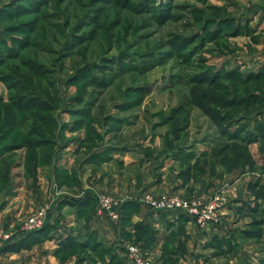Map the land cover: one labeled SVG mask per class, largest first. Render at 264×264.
<instances>
[{"label": "rangeland", "instance_id": "374dc122", "mask_svg": "<svg viewBox=\"0 0 264 264\" xmlns=\"http://www.w3.org/2000/svg\"><path fill=\"white\" fill-rule=\"evenodd\" d=\"M262 148L264 0H0V264H132L79 202L144 192L219 204L218 229L160 230L172 264H264V224L233 241L221 211Z\"/></svg>", "mask_w": 264, "mask_h": 264}, {"label": "crops", "instance_id": "0c3cea01", "mask_svg": "<svg viewBox=\"0 0 264 264\" xmlns=\"http://www.w3.org/2000/svg\"><path fill=\"white\" fill-rule=\"evenodd\" d=\"M259 151L260 154H262L260 158H257V156H255V154L251 152L253 164L245 163L243 169L234 171L233 173H229L230 182L232 183L229 186L227 192L229 193V196L233 195V204L231 205L234 209L231 208L230 204H228L227 206L225 205L221 207V211L224 213H231V215L234 216V218L233 216L230 217V219L233 218L234 221V229L232 230L231 234L233 241L238 238L236 231L239 232L240 238H245L242 235L243 230L250 227L255 213L252 210V205L259 204L260 207L264 209V160H262L264 158L263 148L259 149ZM219 165V163L216 164V166L218 167L217 171L220 170ZM100 175H102L103 179L105 177L106 179H108L109 177V179L115 180L116 186L119 185L120 178L117 176V173L115 174V177L107 176V172L102 170ZM241 183H243V186H241ZM112 188L113 187H111V189ZM219 197L224 200V198H226V195L222 194L219 195ZM128 198L130 199L132 197ZM126 201H128V199ZM225 201H227V198ZM139 203L140 205L132 210L131 216L126 220L121 232L120 220L118 222L111 223L107 219L108 216L105 212L101 211L99 208H94V215L88 217L91 229H95L96 231L101 233V237L107 238V240L105 241H110L118 245L121 244L126 247L127 243H131L130 240L136 239L137 235L141 233L139 226L148 223L150 227H154L153 229L156 233V239L152 242V244L151 242H149V247H146V249L149 250L151 255L150 257H152V259L159 260L160 262H162L165 258H169L167 257V254H164V250L162 249L167 235L163 236L164 234H161L160 230H164L166 231V233H169V231L178 229L180 224H183L184 228L187 231L196 236V232H202L201 230L209 231L218 229V226L215 227L216 225L205 228L197 225L191 220L183 222L181 220H178L177 217L171 216L167 212L155 210L145 204H142L141 202ZM241 221H244V226L238 224ZM141 235L144 239L139 241V245H141V243H144L149 237L148 233H142ZM119 257L124 261L123 256L119 255ZM176 260L177 259H175V261ZM187 260V258L185 259L181 257L179 263L177 262L175 264H187Z\"/></svg>", "mask_w": 264, "mask_h": 264}, {"label": "built area", "instance_id": "2783aa9c", "mask_svg": "<svg viewBox=\"0 0 264 264\" xmlns=\"http://www.w3.org/2000/svg\"><path fill=\"white\" fill-rule=\"evenodd\" d=\"M142 204L155 210L164 211L174 214H185L189 220L197 225L209 228L219 224L221 221L219 215V204L215 200H204L198 196H183L176 193L164 192L156 194L154 192H144L136 198ZM125 199L117 198L111 194H102L100 197L99 207L105 212L113 222H118L121 215V206ZM45 216V211L41 210L32 220L36 226H40ZM10 234L0 231V238H9ZM126 248L129 253L130 263L132 264H159L150 257V252L143 250L140 245L127 243Z\"/></svg>", "mask_w": 264, "mask_h": 264}, {"label": "trees", "instance_id": "16d2710c", "mask_svg": "<svg viewBox=\"0 0 264 264\" xmlns=\"http://www.w3.org/2000/svg\"><path fill=\"white\" fill-rule=\"evenodd\" d=\"M248 99H249L250 102H259L258 101L259 98L257 96H255V101H253L251 99V96ZM259 130H261V127L259 128ZM231 133H233V132H231ZM228 147H232V146L228 145V146H226V149ZM234 147L236 148V146H234ZM244 152H245V150H244ZM244 152H239L238 153V158L239 159L236 162L240 163V159L242 158L243 155H245V157L243 158V162L244 163L253 164V160H252L251 154L250 153L245 154ZM79 203L80 204L83 203L82 205L85 206V207H83V209L86 208L89 205L90 206L89 209L94 210L92 199H84V200H81ZM139 205H140V203H139V201L137 199L136 200H128V201H125L122 204V206H121V215H120V222H121L120 232L122 231V228L124 227V224H125L126 220L131 216L132 210H134ZM252 210L255 212L254 213V218L251 221L250 227L248 229L243 230L242 235L245 238H257V239H259L263 235V228L262 227H263V224H264V216H263L264 215V209H262L259 204H256L255 206L252 207ZM177 218H178V220H181L183 222L189 220V217L187 215H185V214H179L177 216ZM182 227H184V225L180 224L178 229H181ZM139 228L141 230L140 231L141 233L137 235L136 241L139 242L142 239H144L142 237V235H141L142 233L143 234L144 233L145 234L148 233V235H149L148 239L144 243H141V246L143 248L149 247V242H151V244H152V242L156 239L155 231L153 230V232H152L151 228L147 227L145 225H141V226H139ZM42 233H44V231L43 232H40V231L36 232L37 235L38 234L40 235ZM169 236H171V235L166 236V238H168ZM165 241H167V239H165ZM60 244H61L62 247L70 248V247H73L74 245H76L77 242H76V240H74L72 238V236H69L67 238H64L63 241H60ZM174 251H176V250H174ZM169 253H174V252H173V250H172V252L164 250V254L169 255ZM167 257H169V258H165L162 261V264H172L175 261L170 256H167ZM117 259L118 260L115 262L116 264H123V260L119 256H117Z\"/></svg>", "mask_w": 264, "mask_h": 264}]
</instances>
